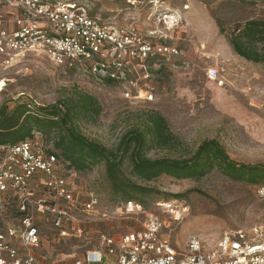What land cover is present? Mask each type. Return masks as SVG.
Wrapping results in <instances>:
<instances>
[{
  "label": "rangeland",
  "instance_id": "1",
  "mask_svg": "<svg viewBox=\"0 0 264 264\" xmlns=\"http://www.w3.org/2000/svg\"><path fill=\"white\" fill-rule=\"evenodd\" d=\"M92 15L115 25H133L142 33L154 27L148 0H70ZM181 14V24L164 37L149 39L153 44L176 47L178 55L148 60L150 79L136 83L131 66L126 81L107 82L86 64L62 68L45 55L26 52L11 58L0 57V106L29 101L37 106L55 104L76 91L95 96L103 111L96 122H81V132L115 149L131 128L144 126L149 111L161 113L181 145L177 151L154 149L149 157L189 156L205 140L219 141L230 157L241 163H264V66L234 53L226 33L253 19H264V0H169ZM223 27L226 32H221ZM163 29V28H162ZM159 32V33H160ZM163 40V41H162ZM218 75L210 79L208 71ZM127 92L130 93L126 97ZM150 94L153 95L150 97ZM51 148L53 144L49 142ZM118 179L131 178L130 168L116 172ZM155 190L145 200L146 212H158L176 249L185 248L188 238L197 235L212 245L227 230L264 229V187L236 182L215 170L206 177L175 179L162 175L155 181L139 183ZM75 186L99 196V208L107 219L71 215L81 225L78 238H54L53 226L38 216L41 255L48 262L71 264L98 244L102 232L114 235L140 227L145 214H125L122 198L114 192L104 164L77 172ZM177 200L189 208L179 222L161 213L155 202ZM16 218L8 209L6 222ZM52 220V219H50Z\"/></svg>",
  "mask_w": 264,
  "mask_h": 264
},
{
  "label": "built area",
  "instance_id": "2",
  "mask_svg": "<svg viewBox=\"0 0 264 264\" xmlns=\"http://www.w3.org/2000/svg\"><path fill=\"white\" fill-rule=\"evenodd\" d=\"M168 2L148 0L154 27L142 33L133 25H115L92 15L70 0H0V57L37 52L58 67L87 64L119 83L127 80L125 72L131 66L135 84L148 81V60L179 53L176 47L149 40L163 39L166 36L160 31L180 26V12ZM208 75L214 80L218 73L211 69ZM76 173L56 156L41 133L16 144H0V264L59 263L48 262L39 252L38 216L52 224L58 239L82 236L73 212L88 218L109 217L99 208L98 194L75 186ZM122 203L119 208L125 214L146 215L141 226L121 234L102 232L98 244L71 264H264L261 227L224 231L212 245L192 235L185 248L176 249L170 236L164 235L165 223L158 212H146L136 201ZM154 207L176 222L189 212L177 200L157 201ZM8 209L16 216L11 222H6Z\"/></svg>",
  "mask_w": 264,
  "mask_h": 264
},
{
  "label": "trees",
  "instance_id": "3",
  "mask_svg": "<svg viewBox=\"0 0 264 264\" xmlns=\"http://www.w3.org/2000/svg\"><path fill=\"white\" fill-rule=\"evenodd\" d=\"M221 32L226 30L221 27ZM226 37L236 55L264 66V19L237 25ZM106 81L114 82L110 78ZM102 111L99 100L82 91L48 106L29 101L16 102L13 106L4 103L0 106V144H16L35 132L41 133L53 144L54 153L68 169L85 172L104 164L121 202L136 201L144 207V198L152 196L155 190L139 183L155 181L162 175L200 180L217 170L230 180L264 187V163L238 162L215 139L203 141L187 157H149L151 150L177 151L181 145L166 118L157 111H149L144 126L131 128L115 149H109L86 137L80 128L81 122H96ZM126 164L131 178L118 179L116 172Z\"/></svg>",
  "mask_w": 264,
  "mask_h": 264
}]
</instances>
